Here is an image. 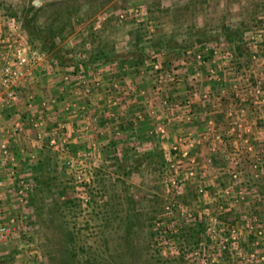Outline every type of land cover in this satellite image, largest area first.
I'll return each instance as SVG.
<instances>
[{
	"label": "rangeland",
	"instance_id": "1",
	"mask_svg": "<svg viewBox=\"0 0 264 264\" xmlns=\"http://www.w3.org/2000/svg\"><path fill=\"white\" fill-rule=\"evenodd\" d=\"M29 1L0 0V34L10 33L8 26L15 24L30 52L40 57L33 77L23 81L24 92L33 93L23 106L39 96L35 110L25 108L32 111V149L23 147L20 166L22 173L30 171L29 180L8 173L17 184L13 192L12 185L0 192L3 201L11 194L7 207L0 208L2 222L13 220L11 237L0 243V264H131V258L135 264H163L164 257L188 246L184 264H264V0H76L74 27L54 32L50 50L31 42L24 29L20 10ZM44 17L39 13L38 21ZM225 29L235 30L237 37L226 40ZM179 65L194 67L197 75L177 98L162 97L161 118L151 122L146 136L133 129L123 139L125 148L117 151L77 137L94 133L92 116L73 122L80 119L76 98L97 91L94 67L114 80L103 89L111 99L134 78L144 79L159 95L181 79ZM45 76L55 79V94L45 91ZM203 76L226 91L213 98L199 91L195 80ZM60 91L68 97L62 109L66 118L48 129L42 113ZM224 96L229 103L216 108L217 121L205 116L195 132H186L190 126L171 131L170 116L177 113L166 114L167 107L183 108L190 119L194 99L215 105ZM116 99H103L104 128L114 117L112 107L119 105ZM137 115L152 118L154 113ZM37 117L42 119L38 131L32 126ZM71 125H76L75 137ZM52 130L57 131L55 147L46 142ZM124 132L117 127L112 135ZM42 147L40 154L32 152ZM67 157L69 168L63 164ZM191 167L192 176L187 174ZM187 223L201 225L196 244L184 240L178 246L162 235L148 236L156 228L174 231Z\"/></svg>",
	"mask_w": 264,
	"mask_h": 264
},
{
	"label": "crops",
	"instance_id": "2",
	"mask_svg": "<svg viewBox=\"0 0 264 264\" xmlns=\"http://www.w3.org/2000/svg\"><path fill=\"white\" fill-rule=\"evenodd\" d=\"M178 59V58H177ZM47 64L45 63L44 69L41 68L43 70V73L45 71V69L48 67L46 66ZM134 65V64H133ZM173 65H178V60H176L174 62ZM42 66V67H43ZM94 67V66H93ZM92 66L90 67L89 70H91V68H93ZM238 67V66H237ZM132 67H130L131 69ZM136 68V67H135ZM122 69V68H121ZM40 70V69H39ZM102 70V72H101ZM123 70V69H122ZM176 70L178 71V75L179 78H181L179 81L175 82V84H171V85H167L166 87L162 88V86H160L162 89L160 91V94H153V92L150 89V84L146 85V82L144 79H128L127 82H123L124 86L121 89V91H119L117 94L118 96L108 99L109 96L107 93H104V88L107 86H111L114 83L113 79H110V73H108L106 70L103 71V69H97L96 67H94V70L92 71V75L91 76H95L99 81H98V86H100V88L95 87L97 91H92V93L90 94H84V95H79L76 98V106L77 109H80V119H74L73 122L77 123V122H85V119H88L89 116H92V119L95 120V124H94V133L92 131H90L89 133H87L86 131L81 132V134L77 137H83L86 140L89 139H93L95 141H97L99 143V146L101 145H106L107 148H103L104 150L107 149H111V151L113 149L117 150H121V148H125L126 144L125 143V139L126 137L132 135V131L133 129H136V131L138 132V135L140 136H146V132L147 130L150 129V124L151 122H159L161 115L159 113V110L162 111V107L164 106L163 104L161 105V102L163 100L162 97L166 98V99H172L173 97L178 96L179 94L181 95L183 93L184 87L188 86L189 84H191V82L188 81L190 80V78H194V75H197L196 72H194V67H188V66H181L179 65ZM95 71V72H94ZM46 72V71H45ZM48 73V72H47ZM194 73V74H192ZM55 75V74H54ZM33 77V76H31ZM30 77V79H31ZM47 77V78H46ZM127 76H125L124 79H126ZM128 78V77H127ZM189 79V80H188ZM45 83L46 84V92L49 95L55 94V88H53L52 86L54 85L53 82H55V79L52 78L51 76H45ZM198 80V79H197ZM197 80H195V82L197 83V88L199 89V91H208L210 92L209 95L213 98V94L215 95H219V93L222 91H226L225 87H220L218 88L217 86H214V82L212 80L209 79V77H205L203 76V81L202 79H199L200 82L198 83ZM28 82H30L28 80ZM116 82V81H115ZM164 84V83H162ZM27 85H24V82H22L19 86H17L15 88V92L17 95V101H9L7 100L5 97L2 98V96L0 97V126H1V131H2V135L3 137L8 141L9 144V148L10 151L12 153V156H14L15 158V163L12 167V171L10 173L9 171V165L7 164V166H1L0 165V181L2 183V189L5 191V193L8 191V186H11L9 188L10 192L12 190H14V184L16 185V177H22L24 179H28L26 178L30 176V171H28V173H22V167L24 168V165L21 167L20 163L23 162V155H22V150L24 146H27L28 151H31V146H32V137H33V130L30 127V123H31V118L28 117L29 113L30 115H32V111H27L25 112V108H35L36 106V102H38V97L36 96V100H33L27 103V105L23 106V103L29 99V97L31 96L30 93L32 92H24L25 89L24 87ZM104 86V87H103ZM103 87V88H102ZM2 89V88H1ZM54 89V90H53ZM109 91V90H108ZM1 92H3L1 90ZM0 92V93H1ZM22 93V96H19V93ZM62 91H60L59 93H57V95L55 96V102L54 103H49L48 106L46 107V109H44L43 111V120L46 121V128H53L55 126H57V124L62 121V119L64 120L66 117L64 115V113H62V109L66 108L67 106V100L68 97H64L63 96V92L62 95H60ZM114 92V90H113ZM215 92V93H214ZM115 93H117L115 91ZM143 93V94H142ZM4 94V92H3ZM33 94V93H32ZM35 95V94H34ZM179 95V96H180ZM107 97V101H114V99L119 100V105L117 107H112L114 109V117L112 120H107V124H106V128L103 127V122L107 119V111L108 108L105 106L104 103V98L106 99ZM170 96V98H169ZM223 97V96H219ZM32 98V97H30ZM177 98V97H176ZM208 100H210L208 98ZM213 100V99H211ZM228 97L224 96L223 99L219 100L220 103L218 104H213L210 101H202V100H195L194 99V104L192 105V108H190V113L192 115V117L190 119H185V115L184 112L185 110L183 108H181L180 110H176L175 111L171 110L170 108L168 109V107L166 109H164V112L166 114H171L172 112L177 113V115L175 117L174 113L172 114V117L170 116V120L171 122H173V127L174 129H172L171 127V131L175 132V133H179L182 131L187 130V128L189 127V130H187L186 132H189L190 130H192V132L197 131V129H200L199 126H201V121H203L206 117H208L209 119H213V121H217L218 116H215L216 114H214V111H216L217 107H220L221 109H225L226 105H228L229 101H228ZM61 101V102H60ZM217 102V101H216ZM215 103V102H214ZM165 107V106H164ZM183 107V106H181ZM112 108L109 109V111H112ZM150 108V110H149ZM33 110V112H34ZM147 112H152L154 113V115H151L152 118L147 117V116H143L140 117V115L138 116L137 114H145ZM26 113V115H24ZM106 113V115H105ZM197 113V114H195ZM132 114V117H129ZM138 116L140 118L134 120V116ZM206 116V117H205ZM137 118V117H136ZM175 118V119H174ZM189 118V117H188ZM132 119L134 120V123L131 124ZM152 119V120H151ZM44 121V122H45ZM102 121V123H101ZM72 122V123H73ZM16 124L19 125L18 129L16 131H14V128L16 126ZM195 124L197 127L196 129H194V127L191 125ZM76 125H71V131L70 134H74L75 137V128ZM117 127H124L125 128V132L121 135H119L118 137L116 136L114 138L113 131L117 128ZM191 128V129H190ZM199 133V132H198ZM133 134H137V133H133ZM118 138V139H116ZM34 141V140H33ZM97 143V144H98ZM98 146V147H99ZM26 150V149H25ZM34 151H32L34 154L36 152V154H40L41 151H44V148H40V149H33ZM124 150V149H123ZM40 152V153H39ZM23 164V163H22ZM13 174L16 177L12 179H10L9 175L7 174ZM20 173V174H19ZM29 175V176H28ZM23 179V180H24ZM29 180V179H28ZM13 192V191H12ZM10 196L11 194H6L4 196V201L2 199H0V208H4L7 207V202H10Z\"/></svg>",
	"mask_w": 264,
	"mask_h": 264
},
{
	"label": "built area",
	"instance_id": "3",
	"mask_svg": "<svg viewBox=\"0 0 264 264\" xmlns=\"http://www.w3.org/2000/svg\"><path fill=\"white\" fill-rule=\"evenodd\" d=\"M7 24L9 25L11 23L8 22ZM16 28L17 26L15 24H11L8 26V31H10V33L6 32L0 34V87L4 91L5 98L9 101H17L15 88L19 86L24 80L30 79V77L33 75V67L36 66L37 60L40 59L39 55H36L34 52H30L29 46L25 44ZM250 36L252 37V35ZM63 79L66 82L67 76H63ZM81 83V86L83 87V80H81ZM97 84L98 83L96 80L93 85ZM84 89H87L86 86H84ZM41 125L42 119L40 117L32 120V126L35 127L37 131ZM17 127L18 124H16L14 131L17 130ZM60 127L63 128V126L60 125L57 128L58 131ZM38 134L39 133L37 132V137H39ZM61 141H64V139L61 138L60 142ZM46 142L49 146H56L58 142L56 130H52L48 133L46 136ZM174 148L175 147H173V149ZM185 154V151L180 153L181 156H184ZM12 161L13 156L10 151L8 141L3 137L0 126V165L5 167L8 164L10 169V164L12 165ZM189 161L192 163L193 159L190 158ZM63 164L69 168L71 166L70 158L67 157ZM192 172L193 171L191 167L187 174L192 176ZM1 187L2 183L0 181V192ZM11 222H13L12 219L8 220L7 222H2V214L0 213V243L6 242L11 237L13 232Z\"/></svg>",
	"mask_w": 264,
	"mask_h": 264
},
{
	"label": "trees",
	"instance_id": "4",
	"mask_svg": "<svg viewBox=\"0 0 264 264\" xmlns=\"http://www.w3.org/2000/svg\"><path fill=\"white\" fill-rule=\"evenodd\" d=\"M53 1L57 2L48 3V0L45 4L34 6L30 0L27 5L21 6L20 10V16L23 19L24 29L27 32L28 38L31 42L37 41L41 48L45 50H50L52 48L53 44L50 40V37L55 35L54 32H60V30L63 28L65 29L66 26H68L70 29L74 27V22L71 21L75 12H77L78 10L76 6V0ZM39 13H43L45 15L43 23L38 21ZM224 32L226 40L230 41L233 37H237V33L235 30L225 29ZM183 197L184 196H181V198ZM200 226V224L192 225L190 223H187L181 227H178L174 231H167L156 228L155 230L150 231V233H148V236L153 239L156 238V236L162 235L164 238L172 241L173 243H176V245L178 246H181L184 240L191 241L192 244H196L200 239V235L202 234ZM126 246L127 248H131V245L129 244H127ZM191 248H189L188 246L187 251H184V253L166 257L167 259L164 257L161 263L168 264V262H170L171 260H175L176 264H184V261L186 260V252L190 251ZM130 255L132 256V252H130ZM133 260L134 259L131 258V264H135Z\"/></svg>",
	"mask_w": 264,
	"mask_h": 264
}]
</instances>
